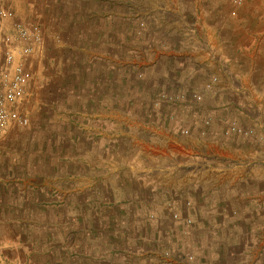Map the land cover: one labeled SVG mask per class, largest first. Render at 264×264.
<instances>
[{"label":"rangeland","instance_id":"rangeland-1","mask_svg":"<svg viewBox=\"0 0 264 264\" xmlns=\"http://www.w3.org/2000/svg\"><path fill=\"white\" fill-rule=\"evenodd\" d=\"M51 1L0 0V10L14 12L12 17L0 18V32L8 33L11 22L17 19L27 25L38 23L46 35V46L44 42V47L25 61L33 76L30 95L22 105L29 123L10 125L5 130L26 132L40 128L55 132L58 179L68 167H72L74 174L81 172V164L88 156L82 148L86 144L91 149L87 158L90 167L93 166L90 174L96 177V166L100 165V172L112 177L115 162L128 166L134 148L130 143H140L139 137H133L134 134L140 136L142 128L150 129L149 136L153 130L157 134L167 131L183 139L194 136L199 143L210 144L211 141V146L224 152L237 151V155L242 146L247 145L255 151L257 145L264 144L262 51H255L253 56H240V50L227 42L225 49L229 56L199 59L173 51L172 45L177 42L148 39L152 35H162L166 26L160 23L166 20V15L158 17L162 12L158 4H173L169 5L172 9L180 3L176 0H121L117 18V9L113 10L111 0ZM200 1L205 2V7H199L207 9L209 0ZM227 1L237 7L241 2ZM197 10L202 20H209V15L214 19V14ZM188 12L184 20L189 19L192 24L196 11L190 9ZM216 12L218 19L223 20L222 11ZM236 12L232 9L227 15L230 20L238 16ZM171 15L172 21L182 20L175 12ZM156 28H160L159 33L155 32ZM54 34H59L63 40H53ZM2 57L0 53V61ZM163 94H185V98L172 102L162 98ZM97 112L106 115L104 127L99 128L105 136L97 133L100 121L97 123L95 117H88L92 128L86 136L81 130V124L87 120L86 113ZM116 118L119 138L117 133L112 136V120ZM184 129L188 133H183ZM98 140L105 145H97ZM260 149L259 155L264 159V146ZM123 174L127 175L125 170L120 178ZM234 175L239 176L237 172ZM57 183L59 193L64 184ZM106 192H112V186H106ZM162 197L159 202V206L164 204L162 208L147 204L150 208L134 217L137 241L152 243L151 258L157 264H163L165 252L170 254L173 264H214L207 244L215 236L219 240H229L234 247L228 264H241V243L246 240V228L256 227L255 218L237 215L197 218L182 211L173 196L165 194L164 200ZM187 201L191 199L185 200L190 208L192 204L187 205ZM175 211L178 217H174ZM189 217L192 222L187 224ZM130 221V218H123L122 224ZM214 221L221 224L219 227H225L222 232L214 234L210 230ZM249 240L251 244L250 237ZM254 249L250 246L251 256L257 252ZM16 253L1 243L0 264H20L21 255L15 257ZM256 258L250 263L256 264Z\"/></svg>","mask_w":264,"mask_h":264},{"label":"crops","instance_id":"crops-1","mask_svg":"<svg viewBox=\"0 0 264 264\" xmlns=\"http://www.w3.org/2000/svg\"><path fill=\"white\" fill-rule=\"evenodd\" d=\"M176 1L180 3L172 9L169 5L173 4H158L162 11L158 17L166 15L160 23L166 26L161 36L148 39L177 42L172 45L175 48L168 49L199 59L229 56L227 42L240 50V56H253L255 51L264 55V0H241L238 7L226 0H209L207 9L200 8L205 7L200 0ZM120 2L111 0L113 10L117 9L116 18L120 16ZM190 9L196 11L192 24L184 20ZM197 9L214 14V19L209 15V20H202ZM232 9L238 13L233 21L227 16ZM216 10L222 11L223 20L218 19ZM171 12L182 20L172 21ZM158 29L155 32L159 33ZM52 39L63 40L59 34ZM44 42L46 46V35ZM88 117L100 121L96 130L105 136L99 128L104 127L106 115L86 113L87 120L81 124L86 136L92 128ZM112 128V136L117 133L118 137L117 118L112 120ZM149 130L142 128L140 136L134 134L140 143H130L134 148L128 166L115 162L112 177L101 173L100 165L96 166V177L90 174L93 166L87 158L91 149L84 142L83 152L88 156L81 164V172L74 174L68 167L59 179L55 132L39 128L1 133L0 244L16 250L15 257L21 255L20 264H157L151 258L152 243L137 241L134 217L144 214L150 208L147 204L162 208L160 198L164 200L166 194L175 198L182 211L197 218H255L256 227L246 228L240 263L251 264L250 260L257 257L256 264H264V159L259 155L264 144L260 142L262 145H257L255 151L242 146L237 155V151L224 152L211 146V141L199 143L194 136L183 139L167 131L157 134L155 130L149 136ZM97 145L105 144L98 140ZM122 170L127 175L120 178ZM58 181L64 184L59 193ZM106 186H112V192H106ZM186 199L192 201L190 208ZM123 218H130V223L122 224ZM220 225L215 222L210 230L214 234L222 232L225 227ZM213 241L207 244L209 257L214 264H228L234 247L229 240H219L217 236ZM249 245L256 248V254L251 256Z\"/></svg>","mask_w":264,"mask_h":264},{"label":"built area","instance_id":"built-area-1","mask_svg":"<svg viewBox=\"0 0 264 264\" xmlns=\"http://www.w3.org/2000/svg\"><path fill=\"white\" fill-rule=\"evenodd\" d=\"M13 14L10 9L0 10V18H9ZM42 32L38 23L27 25L17 19L11 22V30L8 33L0 32V53L3 54L0 61V134L10 125L26 126L29 123L28 114L22 105L30 95L29 86L33 76L25 61L37 49L44 47ZM162 98L172 102L180 101L185 98V94H163ZM232 129L241 131L236 127ZM183 133H188V130L184 129ZM191 204V201H187V205ZM173 215L178 217L179 213L175 211ZM186 222L190 224L192 219L189 217ZM173 263L170 254L165 252L163 264Z\"/></svg>","mask_w":264,"mask_h":264}]
</instances>
